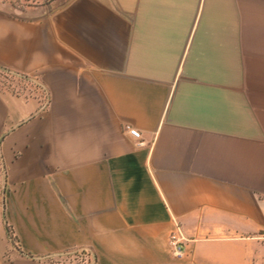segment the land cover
<instances>
[{"label": "crops", "instance_id": "obj_1", "mask_svg": "<svg viewBox=\"0 0 264 264\" xmlns=\"http://www.w3.org/2000/svg\"><path fill=\"white\" fill-rule=\"evenodd\" d=\"M0 66V264H264V0H0Z\"/></svg>", "mask_w": 264, "mask_h": 264}, {"label": "built area", "instance_id": "obj_2", "mask_svg": "<svg viewBox=\"0 0 264 264\" xmlns=\"http://www.w3.org/2000/svg\"><path fill=\"white\" fill-rule=\"evenodd\" d=\"M31 83L39 85L35 81H31ZM126 131L129 133V135L134 140H140L141 132L138 129L130 127V126H127L126 127ZM180 229L181 228L176 224L175 229H173L170 232V236H169V242H170V246H171L170 247L171 248V253L176 258H179V257L182 256L183 248H184V238H183V236L181 234ZM87 251L88 250H86V249L78 248V249H74L72 251H67V252H64V253L61 252V253H58L56 255L59 256L60 258L63 257L64 259L70 258L72 261H75V263H76L77 261H81V260L83 261L84 260V257L86 256L85 252H87ZM60 263H62V262L60 260H58L57 263L55 262L54 264H60ZM86 263H88V261H86ZM48 264H51V263H48Z\"/></svg>", "mask_w": 264, "mask_h": 264}, {"label": "trees", "instance_id": "obj_3", "mask_svg": "<svg viewBox=\"0 0 264 264\" xmlns=\"http://www.w3.org/2000/svg\"><path fill=\"white\" fill-rule=\"evenodd\" d=\"M14 84H16L17 86H22V87H25L26 85H30V86L34 87L35 90L42 89L41 86L31 83V81H29L28 79L16 77V76L12 75V73H9V72L0 71V86L1 87L9 88L12 90V86ZM8 231L10 233L12 241L16 242L17 239L13 235L11 228L8 227ZM85 254H86V256H89L92 259L91 264H97L96 260L94 259L93 255L91 254L90 251L85 252Z\"/></svg>", "mask_w": 264, "mask_h": 264}, {"label": "rangeland", "instance_id": "obj_4", "mask_svg": "<svg viewBox=\"0 0 264 264\" xmlns=\"http://www.w3.org/2000/svg\"><path fill=\"white\" fill-rule=\"evenodd\" d=\"M0 195H1V183H0ZM0 205H1V201H0ZM2 224H3V221L0 218V262L2 261V259L4 257H6V254L9 253L8 249L5 250V248H3L5 243H7V242H6V239L4 238V232L2 229ZM3 252L5 254H3ZM58 260H60L62 262L60 264H88V263L91 264L92 263L91 262L92 259L89 256H85L83 261L82 260L77 261L76 263H75V261H72L70 258H67V259H64L63 257L60 258L56 254L47 258V261L51 264L52 263L54 264L55 262L57 263ZM86 261H88V263H86Z\"/></svg>", "mask_w": 264, "mask_h": 264}, {"label": "water", "instance_id": "obj_5", "mask_svg": "<svg viewBox=\"0 0 264 264\" xmlns=\"http://www.w3.org/2000/svg\"><path fill=\"white\" fill-rule=\"evenodd\" d=\"M0 71H4V72H9V73H12V75L14 76H17V77H21V78H25V79H28V80H31V81H34L31 79V77H28V76H25V75H22V74H19V73H16V72H13L12 70L8 69V68H5V67H2L0 66ZM37 82V81H35ZM38 83V82H37ZM39 84V83H38Z\"/></svg>", "mask_w": 264, "mask_h": 264}]
</instances>
